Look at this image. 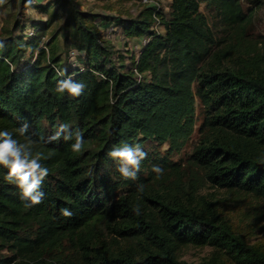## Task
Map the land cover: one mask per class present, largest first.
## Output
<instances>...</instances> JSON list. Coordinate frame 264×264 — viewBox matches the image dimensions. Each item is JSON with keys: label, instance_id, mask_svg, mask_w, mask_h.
Listing matches in <instances>:
<instances>
[{"label": "trees", "instance_id": "trees-1", "mask_svg": "<svg viewBox=\"0 0 264 264\" xmlns=\"http://www.w3.org/2000/svg\"><path fill=\"white\" fill-rule=\"evenodd\" d=\"M153 1L158 8L141 4L122 18L81 12L71 0H20L21 11L46 19L30 21L24 37L15 21L0 39V129L27 123L49 175L43 201L28 207L0 168V264H180L188 246L212 250L200 264H264V242H245L201 192L209 185L264 202V43L244 34L264 3L170 0L164 12L165 0ZM111 27L138 46L137 55H119L128 65L106 44ZM60 40L84 54L83 67L62 64ZM66 76L85 83L80 96L55 91ZM196 103L203 118L185 168L147 150L135 180L120 176L108 156L114 146L178 151ZM63 123L83 134L81 152L63 135L50 139ZM153 164L164 171L156 175ZM63 207L73 215L62 216Z\"/></svg>", "mask_w": 264, "mask_h": 264}, {"label": "rangeland", "instance_id": "rangeland-1", "mask_svg": "<svg viewBox=\"0 0 264 264\" xmlns=\"http://www.w3.org/2000/svg\"><path fill=\"white\" fill-rule=\"evenodd\" d=\"M76 8L81 12H90L95 15H103L113 17L121 13L122 18L134 17L139 11L142 4L140 0H71ZM264 3V0H262ZM20 0H0V39L4 36V31L10 30L12 24L17 21L18 25H24V30H17L16 35H29L33 33L30 21H44L46 17L40 15L35 10H20ZM169 4L163 2L162 8L164 12H168ZM243 10L246 11L249 4L242 2ZM201 10L208 16L207 11L202 6ZM62 21L55 24L58 29ZM107 45L112 48L117 65H128V58L124 61L119 60V55L127 57L138 54V46L135 41H129L123 38L121 30L117 27H111L106 31H102ZM245 39L251 42L264 43V5L254 10L253 15L244 30ZM260 47V45H259ZM58 54L61 57L62 64L66 67H83V53H77L73 48H65L61 40L58 44ZM28 56V55H27ZM203 115L200 106L196 103L194 126L189 139L177 151L168 152V145L155 146L152 143H146L142 147L147 153L154 154L152 157L166 158L168 164H179L186 167V159L192 153L194 145L199 139L198 128L201 124ZM148 154V153H147ZM118 168V164L114 165ZM145 170V169H143ZM146 170L144 171V174ZM121 188L117 190L120 194ZM201 192L206 195L207 199L217 201L220 211L225 217L229 218L240 231V235L249 245H257L264 242V202L257 200L250 195L243 193L229 192L227 190L212 188L205 185ZM262 217H261V216ZM259 217V218H258ZM261 217V218H260ZM212 256V250L208 247L198 248L193 246L183 247L178 252V260L180 264H200L207 262Z\"/></svg>", "mask_w": 264, "mask_h": 264}, {"label": "clouds", "instance_id": "clouds-1", "mask_svg": "<svg viewBox=\"0 0 264 264\" xmlns=\"http://www.w3.org/2000/svg\"><path fill=\"white\" fill-rule=\"evenodd\" d=\"M59 75L64 76L65 71H60ZM86 85L82 81H76L70 76L57 81L55 91L61 95L65 92L71 97L80 96ZM28 132V124L23 123L19 128L9 130L0 129V168L6 169L4 178L18 189L20 198L27 201L26 206L40 204L43 201L45 193L41 190L42 184L49 175V168L42 163L46 159L41 151L34 150V141L25 136ZM63 135L65 140H73L70 145L71 151L79 153L85 147V139L79 130H70L67 123L59 125L55 134L50 137L51 140L59 139ZM25 137L21 142L19 137ZM74 138V139H73ZM108 156L117 164V171L124 179L135 180L141 168V162L147 156V153L138 144L124 143L114 146ZM151 171L160 175L164 169L159 164H153ZM143 190V186H139ZM134 211L139 213V209ZM61 215L70 217L73 212L68 207L60 210Z\"/></svg>", "mask_w": 264, "mask_h": 264}, {"label": "built area", "instance_id": "built-area-1", "mask_svg": "<svg viewBox=\"0 0 264 264\" xmlns=\"http://www.w3.org/2000/svg\"><path fill=\"white\" fill-rule=\"evenodd\" d=\"M140 2L142 3V5H154L155 7H159V4H157L155 1L153 0H140ZM33 33H30L29 36H31ZM145 43V41H144Z\"/></svg>", "mask_w": 264, "mask_h": 264}, {"label": "crops", "instance_id": "crops-1", "mask_svg": "<svg viewBox=\"0 0 264 264\" xmlns=\"http://www.w3.org/2000/svg\"><path fill=\"white\" fill-rule=\"evenodd\" d=\"M165 2H167L169 4L170 0H165Z\"/></svg>", "mask_w": 264, "mask_h": 264}]
</instances>
